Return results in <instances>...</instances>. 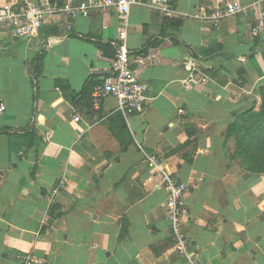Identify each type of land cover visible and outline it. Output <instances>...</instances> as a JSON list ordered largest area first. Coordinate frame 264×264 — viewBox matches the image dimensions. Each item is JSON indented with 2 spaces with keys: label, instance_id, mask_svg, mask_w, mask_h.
Here are the masks:
<instances>
[{
  "label": "crops",
  "instance_id": "0c3cea01",
  "mask_svg": "<svg viewBox=\"0 0 264 264\" xmlns=\"http://www.w3.org/2000/svg\"><path fill=\"white\" fill-rule=\"evenodd\" d=\"M29 1L52 10L102 0ZM228 1L168 0L170 17L135 4L126 25L112 8L57 12L29 40L0 23V264H264V173L232 159L226 136L264 88V30L251 33L264 0H237L249 11L214 23ZM165 18L179 28L164 29ZM125 26L129 67L147 86L143 111L128 118L112 96L97 110L90 102ZM147 153L183 186L190 260L176 251Z\"/></svg>",
  "mask_w": 264,
  "mask_h": 264
},
{
  "label": "built area",
  "instance_id": "2783aa9c",
  "mask_svg": "<svg viewBox=\"0 0 264 264\" xmlns=\"http://www.w3.org/2000/svg\"><path fill=\"white\" fill-rule=\"evenodd\" d=\"M135 4H141L150 7L155 11L161 12L166 17L173 14L172 7L168 4V0H148L146 4L140 3L139 0H102L97 4L81 2L75 6L66 5L59 9L44 10L40 6L29 0H8L0 6V23L8 24L13 34L17 38L29 40L37 36L41 25L47 15H54L57 12L66 13L70 16L87 17L95 9L112 8L117 11L127 24L126 17L130 8ZM258 7L257 19L251 27L253 36L264 30V1L255 3ZM249 7L242 6L237 0H230L225 3V9L216 11L213 15L214 23L221 18L233 16L249 11ZM126 35V26L119 32V38L122 44L119 46L116 58L112 62V74L107 76L101 84L95 85L90 93L91 107L97 110L100 107L102 99L112 96L117 101V111L125 118L132 114H138L143 111L144 102L147 100V86L143 83L135 73L130 69L131 58L125 49L124 39ZM195 71L192 70L185 85L195 78ZM200 81L205 82L207 77L200 75ZM5 110V105L0 103V113ZM179 112H184L182 109ZM75 121L79 117L74 118ZM48 139V133L45 135ZM148 161L156 165L161 170L162 185L167 191L165 199L166 219L170 227L171 233L176 239V251L191 258L186 238L182 231L184 222V209L180 203L182 198L183 186L177 177L171 176L163 170L159 160L152 154H146ZM57 193L53 189L49 195V202H52ZM32 260L26 258L24 264H31Z\"/></svg>",
  "mask_w": 264,
  "mask_h": 264
},
{
  "label": "trees",
  "instance_id": "16d2710c",
  "mask_svg": "<svg viewBox=\"0 0 264 264\" xmlns=\"http://www.w3.org/2000/svg\"><path fill=\"white\" fill-rule=\"evenodd\" d=\"M60 4V6H62ZM172 8L174 6L172 5ZM179 23L171 22L165 18L164 29L179 28ZM100 48L107 55L113 57L114 53H107V45L100 44ZM93 83L86 80L83 93H89ZM226 136L234 137L235 159L246 171L251 173H264V88H259L258 99L247 110L237 115L235 120L228 126ZM149 154V153H147Z\"/></svg>",
  "mask_w": 264,
  "mask_h": 264
},
{
  "label": "water",
  "instance_id": "95a60500",
  "mask_svg": "<svg viewBox=\"0 0 264 264\" xmlns=\"http://www.w3.org/2000/svg\"><path fill=\"white\" fill-rule=\"evenodd\" d=\"M125 136L127 137L128 136V133H125ZM55 186V185H54Z\"/></svg>",
  "mask_w": 264,
  "mask_h": 264
}]
</instances>
